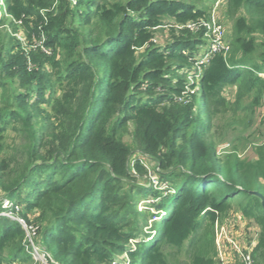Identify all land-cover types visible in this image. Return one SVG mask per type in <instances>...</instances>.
<instances>
[{
  "label": "trees",
  "instance_id": "16d2710c",
  "mask_svg": "<svg viewBox=\"0 0 264 264\" xmlns=\"http://www.w3.org/2000/svg\"><path fill=\"white\" fill-rule=\"evenodd\" d=\"M3 1L24 34L0 42V211L38 210L35 239L55 264H217L215 222L238 213L264 264V206L249 193L264 197V144L253 160L219 158L211 136L228 86L234 118L262 98L264 0H226L230 51L204 63V29L176 27L209 19L203 0ZM147 197L155 214L139 209ZM27 244L0 217V264H34Z\"/></svg>",
  "mask_w": 264,
  "mask_h": 264
},
{
  "label": "rangeland",
  "instance_id": "374dc122",
  "mask_svg": "<svg viewBox=\"0 0 264 264\" xmlns=\"http://www.w3.org/2000/svg\"><path fill=\"white\" fill-rule=\"evenodd\" d=\"M77 1L78 0H74V3L76 4ZM97 1L101 2V0H97ZM108 1H112V0H108ZM197 4L199 6L206 5L210 9L211 17L212 18L217 17L219 21L221 22V24L224 25L226 29L225 30L226 40H230L232 27H231L230 20L226 18V15H225L226 0H203L201 3L198 2ZM0 31H1L0 42L3 40L2 43H3V46H6V49L8 48V44L10 42H13L12 40H10V38L17 39L21 42L22 35L24 34L23 33L24 30L22 29V24L14 20V18L6 12L3 0H0ZM167 39H170V34L168 30H162V31L159 30L157 32V40H156L157 42L159 41L161 43H166L168 41ZM257 40H258L257 42L260 43L262 41V37H258ZM6 49H3V50L6 51ZM260 53L261 51H259L254 56V58H255V61H259V63L261 64L263 62H262V59H260L261 58ZM202 60L204 61V59ZM197 67L200 69V66H197ZM260 77L264 80V74H261ZM187 79L191 83L194 81L193 75H188ZM224 96L227 98L229 105L225 111H222L221 113L214 115L213 128L211 132L212 139L216 144L217 155L219 156V158H224L228 153H231V154H236L242 160H253L255 159L254 150L256 146L264 144V91H263L261 100L259 101L258 105L255 106V108L249 109V110L246 109L243 111L241 110L238 111L236 118H234L233 115H234V108H236L237 106V103H236L237 87L228 86L226 88ZM256 97L257 95L255 91L252 92L250 94V97L243 100L244 106H251L252 102L255 100ZM128 133H130L131 135L126 134L124 140L128 144L133 145L132 125H129ZM2 156L4 155L2 154ZM144 164L151 171V175H150L151 178L155 180L156 177L153 173L154 164H152L151 161L147 159L146 160L144 159ZM154 186L156 187L157 190H163L161 184L159 185L157 184V186L155 184ZM5 201L6 200H4L3 203ZM158 201L159 199L156 200L155 198L154 200L153 198L149 199V197H147L142 203H140L139 209L141 211L147 209L155 214V212H157V209L155 207H152L151 204L158 202ZM8 202L10 201L8 200ZM18 207L20 208L19 212L22 211L21 214L17 216L11 215V217H14V218L18 217L19 219H21V222H22L21 225H24V224L26 225L24 226V228L23 226H21L24 230L26 229L29 230L30 227H35L34 229L38 228L36 225H34L35 224L34 222L36 218L38 217V210H35L29 213L28 218L25 219L24 217H22V215L26 213L25 209L21 205ZM237 214L238 213H235L228 218L222 219L223 223H225L227 227L228 226L230 227L231 232L235 231L234 225L235 223H238ZM0 215H2L1 212H0ZM230 219L231 221H229ZM30 234H32V232ZM31 237H32L33 242L36 244L37 239L35 238L37 237V235L35 236L32 235ZM123 258H125V256ZM44 261L45 259L39 262L44 263ZM178 262H172V264H187V261L184 256H180V263ZM34 264H38V263L36 262ZM217 264H218V261H217Z\"/></svg>",
  "mask_w": 264,
  "mask_h": 264
},
{
  "label": "built area",
  "instance_id": "2783aa9c",
  "mask_svg": "<svg viewBox=\"0 0 264 264\" xmlns=\"http://www.w3.org/2000/svg\"><path fill=\"white\" fill-rule=\"evenodd\" d=\"M74 3V0H71ZM75 4V3H74ZM178 29H187L192 32H198L200 29H204L205 37L209 39V45L206 48L202 49V52L199 53V62L204 63L207 62L208 59L214 54H223L225 57L228 55L230 51V41L226 40V31L224 25L221 24L217 17H210L209 19H200L199 21H192L183 26H176ZM204 59V61L202 60ZM156 177V176H155ZM153 184L157 186L159 185V181L156 178L155 180L152 179ZM162 188H166V186L161 185ZM6 200L3 205V211H0L2 215L0 217H7L11 220H15L22 224L21 219L18 217L14 218L11 217L17 216L20 214L19 207L14 208L13 204ZM23 220V219H22ZM157 220V218H155ZM24 221V220H23ZM231 221V219L229 220ZM223 223V220H217L215 222L214 232H215V245L218 250V257L217 261L218 264H231V262L226 261L224 258V251L225 249H233L236 251L240 258V264H256L253 257H252V250L253 248L246 247L242 248V245L239 244L231 235L230 227L226 226ZM26 226L24 225H21ZM35 227H30L29 230H25L27 241V251H29L31 257L33 258L34 262L36 261L38 264H55V262L51 259L48 250L36 242V244L32 240V235H36ZM30 231V232H29ZM32 232V234H30ZM45 259L44 263H40ZM51 260V261H49ZM35 262V263H36Z\"/></svg>",
  "mask_w": 264,
  "mask_h": 264
},
{
  "label": "crops",
  "instance_id": "0c3cea01",
  "mask_svg": "<svg viewBox=\"0 0 264 264\" xmlns=\"http://www.w3.org/2000/svg\"><path fill=\"white\" fill-rule=\"evenodd\" d=\"M237 222L235 223V231L231 232L233 238L242 245V248L250 247L254 248L257 244L258 239V228L256 226L247 227V223L238 216ZM249 238V239H247ZM232 251V252H231ZM224 258L231 264H240V258L236 251L231 249H225Z\"/></svg>",
  "mask_w": 264,
  "mask_h": 264
},
{
  "label": "water",
  "instance_id": "95a60500",
  "mask_svg": "<svg viewBox=\"0 0 264 264\" xmlns=\"http://www.w3.org/2000/svg\"><path fill=\"white\" fill-rule=\"evenodd\" d=\"M249 193L254 196H257L261 200L262 205L264 206V197L262 194H260L258 191H251Z\"/></svg>",
  "mask_w": 264,
  "mask_h": 264
}]
</instances>
